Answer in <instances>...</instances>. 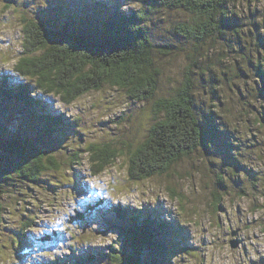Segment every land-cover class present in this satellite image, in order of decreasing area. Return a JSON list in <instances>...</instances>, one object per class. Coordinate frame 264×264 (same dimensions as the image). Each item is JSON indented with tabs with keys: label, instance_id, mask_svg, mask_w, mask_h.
<instances>
[{
	"label": "rangeland",
	"instance_id": "1",
	"mask_svg": "<svg viewBox=\"0 0 264 264\" xmlns=\"http://www.w3.org/2000/svg\"><path fill=\"white\" fill-rule=\"evenodd\" d=\"M230 7L225 33L198 44L173 34L189 14L139 0H0V78L22 80L12 67L22 52L23 20L92 34L108 17L149 8L143 23L151 40L169 45L156 53L152 100H131L106 84L68 105L32 94L45 113L64 120L52 133L33 120L41 111L0 98V140L31 141L60 166L36 183L0 178V264H114L122 224L108 210L114 205L139 221L179 229L153 232V241L188 248L147 251L141 264H264V76L256 74L264 72V0H232ZM185 76L206 147L161 176L130 180V154L160 118L153 100L171 95ZM107 143L117 157L92 176L87 147Z\"/></svg>",
	"mask_w": 264,
	"mask_h": 264
},
{
	"label": "trees",
	"instance_id": "2",
	"mask_svg": "<svg viewBox=\"0 0 264 264\" xmlns=\"http://www.w3.org/2000/svg\"><path fill=\"white\" fill-rule=\"evenodd\" d=\"M139 1L149 4V8L159 6L189 14V18L176 23L173 34L198 44L223 35L228 26L229 13H233L230 7L232 0ZM149 8L144 12L137 10L108 17L92 34L74 30L65 24L56 27L42 20H23L22 52L12 67L13 73L22 80H13L8 76L0 78V98L41 111L35 112L37 116L33 120L48 133L60 129L65 122L60 115L45 113L43 103L30 97L32 94L38 97L54 95L68 105L106 84L123 90L131 100H152L159 75L155 65L156 53L165 52L169 45L155 44L151 40L143 23ZM193 51L198 53V47ZM256 74L264 76V72ZM152 112L160 118L130 154L127 170L130 180L161 176L199 146L206 147L207 144L194 111L193 85L188 76L171 95L153 100ZM87 151L92 176L99 175L113 163L118 153L109 143L90 144ZM73 155L76 159L78 153ZM59 168L52 156L45 155L31 141L17 138L0 140V172L4 173L0 174V178L15 175L24 182L36 183L44 172ZM1 196L0 189V224L4 215ZM108 210L122 223L118 236L121 245L111 254L114 264H141L140 258L145 252L164 251L175 246L183 253L187 252V246L178 245V242L171 246L168 241L164 244L153 241V232L157 234L161 230L170 234V231H175L174 235L179 230H172L168 223L149 218L139 221L137 214L120 206L114 205ZM29 221L26 223L29 224ZM163 225L169 230L164 231ZM152 264H156L155 259Z\"/></svg>",
	"mask_w": 264,
	"mask_h": 264
},
{
	"label": "water",
	"instance_id": "3",
	"mask_svg": "<svg viewBox=\"0 0 264 264\" xmlns=\"http://www.w3.org/2000/svg\"><path fill=\"white\" fill-rule=\"evenodd\" d=\"M237 230L231 232V236H236ZM229 245L232 249H235L238 246V241L236 239H232L229 241Z\"/></svg>",
	"mask_w": 264,
	"mask_h": 264
}]
</instances>
